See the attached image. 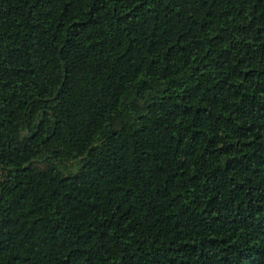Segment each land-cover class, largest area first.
Here are the masks:
<instances>
[{"label":"trees","instance_id":"16d2710c","mask_svg":"<svg viewBox=\"0 0 264 264\" xmlns=\"http://www.w3.org/2000/svg\"><path fill=\"white\" fill-rule=\"evenodd\" d=\"M0 264H264V0H0Z\"/></svg>","mask_w":264,"mask_h":264}]
</instances>
